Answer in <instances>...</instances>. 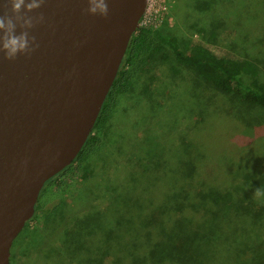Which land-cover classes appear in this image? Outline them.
Here are the masks:
<instances>
[{
  "label": "rangeland",
  "instance_id": "374dc122",
  "mask_svg": "<svg viewBox=\"0 0 264 264\" xmlns=\"http://www.w3.org/2000/svg\"><path fill=\"white\" fill-rule=\"evenodd\" d=\"M138 26L150 30L169 27L181 41H201L219 53L249 59L259 72L244 75V81H264V0L154 1ZM148 65V69L135 73L129 91L117 97L114 112L104 124L103 143L89 159L87 168L72 172L68 185L44 200L47 205L59 204V211L50 214L45 223L30 219L14 238L10 264H62L63 249H67L66 236L62 237L64 228H73L72 223L78 225L85 216L97 212L101 198L106 202V217L115 215L116 208L109 197H98L97 191L107 179L120 184L127 178L139 177L148 189L151 180L139 173L138 166L157 164L167 157L166 182L172 181V171L181 163L186 141L197 154L195 162L202 161L211 168L224 164L231 169L227 172L231 178L227 184L234 194L231 200L243 196L242 201H252L255 210L264 215V195L253 197L257 188L264 193V109L220 94L195 71L179 66L168 46ZM173 67H179V73L174 74ZM183 136L186 141L181 139ZM154 153L164 157L156 158ZM157 177L164 178L161 174ZM166 190L163 181L161 191ZM144 194L147 199L154 197L149 189ZM231 222L241 227L248 225L246 220ZM263 227L264 217L260 226L251 229L254 239L247 230L242 240L225 242L227 257L244 240L257 247L241 254L242 248L237 252L241 262L231 257L229 264H253L256 257L264 264V235L260 234Z\"/></svg>",
  "mask_w": 264,
  "mask_h": 264
},
{
  "label": "trees",
  "instance_id": "16d2710c",
  "mask_svg": "<svg viewBox=\"0 0 264 264\" xmlns=\"http://www.w3.org/2000/svg\"><path fill=\"white\" fill-rule=\"evenodd\" d=\"M173 32L169 27L136 28L87 141L75 160L47 181L31 220L45 223L50 214L59 211V204L47 205L44 200L63 190L73 178L72 172L87 168L89 159L103 143L104 124L114 112L117 97L129 91L135 73L148 69V63L153 62L166 46L179 66L195 71L220 94L243 105L264 109V81H244V75L255 76L259 72L252 61L235 54L219 53L201 41H181ZM172 70L174 74L180 71L179 67ZM181 139L186 141L184 136ZM184 146L181 163L172 171V181L166 182L168 172L164 163L167 157L163 155L152 154L159 159L164 157L157 164L138 166L139 173L146 174L151 180L148 189L153 191V198H145L148 189L143 187L139 177L127 178L120 184L107 179L103 188L98 189V197H109L115 205V215L106 217V202L101 198L97 212L85 216L78 225H74L78 222L72 223L73 228H64L62 237L65 239L66 236L67 249H63L65 261L62 264H212L214 260L216 264H229L231 257L241 262L237 252L242 248L241 254L244 250H255L257 247L244 240L235 248L234 254L227 257L229 253L224 254V244L231 239L242 240V234H247V230L254 239L251 229L260 226L263 212L255 210L252 201H242L243 196L230 199L234 196L228 187L230 168L224 164L211 168L202 161L195 162L197 154L192 152L190 142L187 144L186 141ZM198 165L199 173H196ZM159 174L164 178L159 179ZM163 181L167 188L165 192L161 191ZM231 220H246L248 225L241 227ZM262 229L260 234L264 235V227ZM257 258L253 264H260Z\"/></svg>",
  "mask_w": 264,
  "mask_h": 264
},
{
  "label": "water",
  "instance_id": "95a60500",
  "mask_svg": "<svg viewBox=\"0 0 264 264\" xmlns=\"http://www.w3.org/2000/svg\"><path fill=\"white\" fill-rule=\"evenodd\" d=\"M106 2L101 17L83 12L86 0H45L36 10L45 22L29 30L39 47L15 60L0 55V264H10L47 181L87 141L146 6Z\"/></svg>",
  "mask_w": 264,
  "mask_h": 264
},
{
  "label": "clouds",
  "instance_id": "9594fccd",
  "mask_svg": "<svg viewBox=\"0 0 264 264\" xmlns=\"http://www.w3.org/2000/svg\"><path fill=\"white\" fill-rule=\"evenodd\" d=\"M44 3L45 0H5L2 7L6 10L0 13V55L3 59L30 56L39 47L36 37L30 35L29 30L45 22L43 13L36 12ZM86 4L84 13L107 17L109 9L106 0H86ZM261 195L264 193L257 188L253 197Z\"/></svg>",
  "mask_w": 264,
  "mask_h": 264
},
{
  "label": "built area",
  "instance_id": "2783aa9c",
  "mask_svg": "<svg viewBox=\"0 0 264 264\" xmlns=\"http://www.w3.org/2000/svg\"><path fill=\"white\" fill-rule=\"evenodd\" d=\"M154 1L165 2V0H146V6H145V9H144V12H143L141 18L144 16V14H145V12H146V10H147L148 5L150 4V2H154ZM140 19H139V22L138 23H140ZM138 27H140V26H138Z\"/></svg>",
  "mask_w": 264,
  "mask_h": 264
}]
</instances>
